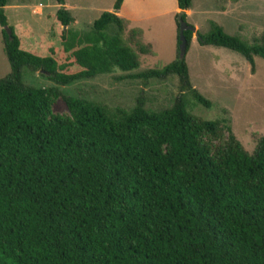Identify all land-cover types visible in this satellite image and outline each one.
Instances as JSON below:
<instances>
[{
	"label": "trees",
	"instance_id": "1",
	"mask_svg": "<svg viewBox=\"0 0 264 264\" xmlns=\"http://www.w3.org/2000/svg\"><path fill=\"white\" fill-rule=\"evenodd\" d=\"M56 1L58 45L42 54L23 46L0 0L10 65L0 80V264H264V136L249 153L224 118L191 114L185 93L211 102L191 87L179 56L137 73L176 74L182 94L171 107L150 110L138 99L111 109L66 96L69 115L52 113L57 90L25 85L23 67L67 85L139 66L116 13L123 0L87 32ZM176 4L185 11L191 0ZM197 33L200 44L238 52L252 67L254 56L264 59V35L249 44L214 22ZM184 36L188 47L192 30ZM222 127L227 138L211 147L205 138L219 139Z\"/></svg>",
	"mask_w": 264,
	"mask_h": 264
},
{
	"label": "rangeland",
	"instance_id": "2",
	"mask_svg": "<svg viewBox=\"0 0 264 264\" xmlns=\"http://www.w3.org/2000/svg\"><path fill=\"white\" fill-rule=\"evenodd\" d=\"M191 0L185 22L195 28L184 55L191 87L211 102L209 107L197 103L185 93L187 110L203 119L224 118L230 131L251 153L259 137L264 136V59L254 56V66L243 55L225 47L203 45L194 32L206 33L212 22L230 35L252 44L264 35V0ZM73 19V28L82 32L91 29L102 11H112L115 0H65ZM56 0H7L5 14L8 25L20 36L24 47L46 54L51 45H58L54 28ZM130 11L123 38L136 54L139 66L131 71L114 69L110 73L60 85L41 70L22 69V82L27 86L53 87L57 95L50 105L54 114L67 116L64 97L94 101L108 108L131 109L141 99L144 107L161 110L171 107L179 89V78L145 79L137 75L144 70L160 68L179 56L177 44L176 6L174 0H127ZM135 18H132V17ZM7 25V26H8ZM4 28V26H3ZM10 72L0 26V80ZM221 128L219 139L205 138L211 147L227 138Z\"/></svg>",
	"mask_w": 264,
	"mask_h": 264
},
{
	"label": "water",
	"instance_id": "3",
	"mask_svg": "<svg viewBox=\"0 0 264 264\" xmlns=\"http://www.w3.org/2000/svg\"><path fill=\"white\" fill-rule=\"evenodd\" d=\"M183 10H179L178 11V15L176 17V20L179 24V40H180V43H179V58L182 59L186 53V50H187V40L184 36V31L186 30H192L194 31L195 28L189 24H187L183 18H182V14H183ZM4 29L7 31V33L10 35V29L9 27L6 25L4 26ZM195 36L197 37L198 36V33L197 31L194 32Z\"/></svg>",
	"mask_w": 264,
	"mask_h": 264
},
{
	"label": "crops",
	"instance_id": "4",
	"mask_svg": "<svg viewBox=\"0 0 264 264\" xmlns=\"http://www.w3.org/2000/svg\"><path fill=\"white\" fill-rule=\"evenodd\" d=\"M126 1L127 0H123V2H122V4H121V6H120V8L117 10V15H119L120 17H122V18H124V19H127V18H131V16H129V13H131L130 11H126L125 10V4H126ZM65 2V1H64ZM174 2H175V6H176V11H178V8H177V4H176V0H174ZM233 3L235 4L236 3V1L234 0L233 1ZM64 5H66L67 6V4H66V2L64 3ZM67 8H68V6H67ZM113 9V8H112ZM189 10L187 9V10H185V12H188ZM132 18H135L134 16L132 17Z\"/></svg>",
	"mask_w": 264,
	"mask_h": 264
}]
</instances>
